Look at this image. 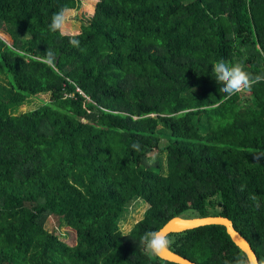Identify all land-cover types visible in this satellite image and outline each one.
Segmentation results:
<instances>
[{"label":"trees","instance_id":"trees-1","mask_svg":"<svg viewBox=\"0 0 264 264\" xmlns=\"http://www.w3.org/2000/svg\"><path fill=\"white\" fill-rule=\"evenodd\" d=\"M82 4L0 0V264H176L141 236L208 215L230 218L264 264V82L229 98L212 73L221 59L264 73V0H98L77 33L48 30ZM135 200L148 208L126 233ZM169 239L197 264L244 253L220 224Z\"/></svg>","mask_w":264,"mask_h":264},{"label":"clouds","instance_id":"clouds-1","mask_svg":"<svg viewBox=\"0 0 264 264\" xmlns=\"http://www.w3.org/2000/svg\"><path fill=\"white\" fill-rule=\"evenodd\" d=\"M68 20L66 9H60L53 13L51 21L48 24V30L52 33H63L66 22ZM72 47H79L80 41L78 39H70ZM55 54L51 49L45 52L44 62L54 67ZM212 73L215 81L220 85L218 91L220 94H226L231 98L245 90H250L255 84L264 82V73L252 74L245 70L244 66L239 63H229L223 59L215 62L212 66ZM133 149H139V144L133 143ZM255 201V207L259 208L260 203L255 196L250 197ZM171 241L169 235L163 229L145 232L139 241L142 250L149 256H159L162 252L169 250ZM225 264H249V257L247 253H240L233 260H226Z\"/></svg>","mask_w":264,"mask_h":264},{"label":"rangeland","instance_id":"rangeland-1","mask_svg":"<svg viewBox=\"0 0 264 264\" xmlns=\"http://www.w3.org/2000/svg\"><path fill=\"white\" fill-rule=\"evenodd\" d=\"M98 0H82V6L79 9H67V16L68 20L66 22L65 28L63 30L64 34H75L80 30V27L82 25L83 21H86V19L91 18L95 11V6L97 4ZM49 96L46 95H38V96H32L29 98V102L22 105L20 107V111H26L28 109L36 108L39 105L42 106L44 101H49ZM169 139L167 137H163L161 141V148H166ZM148 163L155 166L157 163H160L162 165V168L165 172V174L168 171V165L166 161V154H159L157 152H153L148 155ZM128 210L126 214L123 216L121 225L122 229L128 233L133 225L141 220L144 216L145 211L148 208V205L145 203L135 200L133 201L130 206H128ZM189 215V213H188ZM45 227L48 230H53L55 227V230L59 236L63 237L64 239L68 237L69 233V227L66 226L65 222H62L61 224H57L54 218H49L46 223ZM70 237V235H69Z\"/></svg>","mask_w":264,"mask_h":264},{"label":"water","instance_id":"water-1","mask_svg":"<svg viewBox=\"0 0 264 264\" xmlns=\"http://www.w3.org/2000/svg\"><path fill=\"white\" fill-rule=\"evenodd\" d=\"M209 224H220L225 226L227 232L235 243V246H237L242 252L248 254L249 264H259V258L253 250L250 242H248L244 234H242L235 228L233 221L226 216H175L170 219L161 229H163L166 234L170 235L171 233L182 232L188 229H193ZM158 257L164 261L176 264H197L173 252L170 249L162 252Z\"/></svg>","mask_w":264,"mask_h":264},{"label":"crops","instance_id":"crops-1","mask_svg":"<svg viewBox=\"0 0 264 264\" xmlns=\"http://www.w3.org/2000/svg\"><path fill=\"white\" fill-rule=\"evenodd\" d=\"M67 10V9H66Z\"/></svg>","mask_w":264,"mask_h":264}]
</instances>
